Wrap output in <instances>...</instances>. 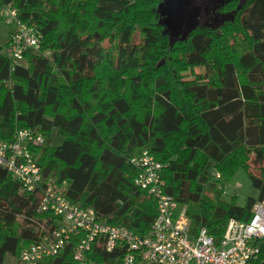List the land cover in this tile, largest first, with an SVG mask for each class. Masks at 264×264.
Segmentation results:
<instances>
[{
    "label": "trees",
    "instance_id": "16d2710c",
    "mask_svg": "<svg viewBox=\"0 0 264 264\" xmlns=\"http://www.w3.org/2000/svg\"><path fill=\"white\" fill-rule=\"evenodd\" d=\"M164 2L0 0V10L18 8L40 35L39 48L18 63L9 41L0 44V140L29 127L63 137L36 149L41 188L26 192L0 167V263L55 229L58 216L39 208L52 181H67V197L98 219L149 231L157 201L135 184L131 162L142 149L163 164L164 191L185 207L193 231L219 236L229 218L248 219L263 197L264 0H224L221 22L175 38L160 11ZM209 163L226 180L242 169L258 195L239 205L237 195L226 200L218 186L208 190L215 172L201 176ZM84 237L70 234L37 264H125V246L109 250L103 235L80 260ZM255 264H264V250Z\"/></svg>",
    "mask_w": 264,
    "mask_h": 264
},
{
    "label": "built area",
    "instance_id": "2783aa9c",
    "mask_svg": "<svg viewBox=\"0 0 264 264\" xmlns=\"http://www.w3.org/2000/svg\"><path fill=\"white\" fill-rule=\"evenodd\" d=\"M0 15L5 23L14 25L8 53L15 63L21 62L25 51L39 48V31L22 22L18 8L11 4L3 6ZM45 143L46 135L36 127L19 129L11 141L0 140V167L20 182L26 192L41 188L40 154L36 149ZM131 162L139 171L135 184L148 190L157 201V214L149 231L139 234L98 219L94 209L73 203L67 197V181H52L41 189L39 208L58 216V223L51 234L22 251L18 257L20 264H37L43 256L57 254L70 234L79 231L85 233L78 249L80 260L90 240L103 235L109 250L116 244L125 246V264L256 263L264 250V195L254 203L248 219L229 218L221 235L211 234L206 227L193 231L185 207L179 208L175 198L164 191L163 164L148 149H142ZM214 177L219 179L221 173Z\"/></svg>",
    "mask_w": 264,
    "mask_h": 264
},
{
    "label": "rangeland",
    "instance_id": "374dc122",
    "mask_svg": "<svg viewBox=\"0 0 264 264\" xmlns=\"http://www.w3.org/2000/svg\"><path fill=\"white\" fill-rule=\"evenodd\" d=\"M189 0H165V2L160 5V11L165 15V22L171 29L172 36L179 37L181 35H185L188 29L192 28V25L196 23L195 21V8L184 7L183 4ZM215 2L219 3L221 0H215ZM183 3V4H182ZM2 17V16H1ZM185 20V21H184ZM213 23V21L211 22ZM190 27V28H189ZM14 29V25H8L4 21L0 22V44H5L10 40V31ZM197 71L203 72L205 71L204 67H196ZM63 141L62 136H58L55 132L46 138V144L48 145H58ZM251 170L255 174H260L261 165L251 161L250 162ZM213 171L215 173H219L213 169L212 166H208L206 169V174L201 176V180L204 181L207 176L212 175ZM214 176L209 179L207 182L210 186H218L219 189L222 190L223 198L226 200H230L232 195H237V203L242 205L245 203L246 198L250 196H256L257 190L252 187L250 180L248 179L246 173L239 169L232 179L226 180L225 187L222 186L219 180H214ZM222 178V176H221ZM216 179V178H215ZM222 181L224 179L222 178ZM207 184V187L209 186ZM210 187V188H213ZM209 190V188H208ZM209 191H206V193ZM210 192L208 195H212ZM28 248V247H27ZM7 264H20L19 258H9Z\"/></svg>",
    "mask_w": 264,
    "mask_h": 264
},
{
    "label": "flooded vegetation",
    "instance_id": "af4514ba",
    "mask_svg": "<svg viewBox=\"0 0 264 264\" xmlns=\"http://www.w3.org/2000/svg\"><path fill=\"white\" fill-rule=\"evenodd\" d=\"M190 1L192 2L191 8H195V15L197 16L198 13L200 19L198 22L196 21V24L214 26L224 19L221 9L224 0H221L220 4L215 0H189L186 2L189 3ZM212 21L213 23H211Z\"/></svg>",
    "mask_w": 264,
    "mask_h": 264
},
{
    "label": "crops",
    "instance_id": "0c3cea01",
    "mask_svg": "<svg viewBox=\"0 0 264 264\" xmlns=\"http://www.w3.org/2000/svg\"><path fill=\"white\" fill-rule=\"evenodd\" d=\"M191 3H192L191 1H190L189 3L186 2V3L183 4V6H184V7H187V6H188L189 8H191ZM196 17H197V20H196V21L198 22V20H200V19H199V16H198V13H197V16L195 15V18H196ZM184 21H185V20H184ZM197 24H198V23H197ZM197 24L194 23V25H192V27L196 26ZM189 28H190V27H189ZM212 164H213V163H209V166H213ZM216 179H217V178H216ZM207 184H208V183H207ZM221 184H223L222 186L225 187V185H226V179H224V181L221 182ZM208 185H209V184H208ZM210 187H213V186H210V185H209L207 188H210ZM257 195H258V192H257L256 196H257ZM256 196H255V197H256Z\"/></svg>",
    "mask_w": 264,
    "mask_h": 264
},
{
    "label": "water",
    "instance_id": "95a60500",
    "mask_svg": "<svg viewBox=\"0 0 264 264\" xmlns=\"http://www.w3.org/2000/svg\"><path fill=\"white\" fill-rule=\"evenodd\" d=\"M195 19V21H196V18H194Z\"/></svg>",
    "mask_w": 264,
    "mask_h": 264
}]
</instances>
